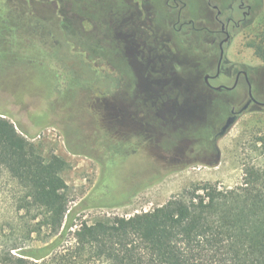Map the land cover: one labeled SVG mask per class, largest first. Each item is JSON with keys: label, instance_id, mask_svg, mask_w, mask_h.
I'll return each mask as SVG.
<instances>
[{"label": "rangeland", "instance_id": "374dc122", "mask_svg": "<svg viewBox=\"0 0 264 264\" xmlns=\"http://www.w3.org/2000/svg\"><path fill=\"white\" fill-rule=\"evenodd\" d=\"M2 1L15 23L12 64L0 66V114L45 157L68 161L66 243L83 221L150 211L197 184L232 188L248 166L264 167V59L251 45L264 38V0L247 2L249 16L224 45L211 79L221 89L205 82L217 71L218 41L181 34L166 0ZM212 3L222 20L241 17L238 0ZM190 8L220 28L207 0ZM240 70L263 103L219 135L249 99L243 76L232 88ZM17 190L0 169V246L16 242L21 252L42 245L47 231L25 233L34 221L16 210Z\"/></svg>", "mask_w": 264, "mask_h": 264}, {"label": "trees", "instance_id": "16d2710c", "mask_svg": "<svg viewBox=\"0 0 264 264\" xmlns=\"http://www.w3.org/2000/svg\"><path fill=\"white\" fill-rule=\"evenodd\" d=\"M236 14L231 16L241 24L230 26V32H237L244 22ZM14 23L6 10H0V66L6 69L12 64L13 33H9ZM201 24L207 26L191 32L211 35L212 25ZM251 45L264 59V38ZM68 167L58 154L45 157L14 122L0 114V169L18 187L16 210L31 214L34 221L25 233L32 238L43 228L47 231L38 247L16 252L21 247L16 242L0 246V264H264L262 166H248L243 181L232 188L197 184L150 211L83 221L66 243L72 227L66 221L69 185L63 173Z\"/></svg>", "mask_w": 264, "mask_h": 264}, {"label": "flooded vegetation", "instance_id": "af4514ba", "mask_svg": "<svg viewBox=\"0 0 264 264\" xmlns=\"http://www.w3.org/2000/svg\"><path fill=\"white\" fill-rule=\"evenodd\" d=\"M210 1H211L210 2L211 5L214 6V8L217 10L215 12V15H214V22L217 19L220 22V25H221L220 28H214V27L211 26V28L209 29L210 32H211V35L210 36L213 38V43H215V42L218 41V46H219V48L221 50V47H224L225 43L231 37L230 26H234V27L235 26H239L241 24V22H240V20H237L234 17H232L231 16L232 14L229 15L226 20H222L220 18L221 14H222V10H221L220 6L218 4H213L212 3V0H210ZM207 3H209L208 0H207ZM166 7H167V10L169 12H171V11L176 12V22H175L174 25H176L177 30L181 34H184V35L186 34V35L190 36V32L192 31V28H194L196 30L197 28H199V29L202 28V26H204V27L207 26V25L201 24L203 22H205L207 24L209 23V24L213 25V23H211V22L208 21V19L210 20V17L209 18H206V19L205 18L193 17V15L191 13V8H190V0H166ZM234 8L235 7H232L231 10H230V12L231 11H234L235 10ZM215 9L212 8V10H215ZM237 9L240 10L241 15H242V18L245 20L249 16V14L251 12V4L245 3V0H238ZM197 21H200V23L197 24ZM227 37H229L228 40L227 41H224L225 38H227ZM221 68H222V64H221ZM221 68L218 71V66H217V71H216V74L215 75L208 74L209 75L208 81L205 79V82L207 83L208 86L217 89L218 86H214V85L211 84V79H214V78L220 76ZM244 72L247 73V71H245V70H240V71L237 72L236 78H235V81H234V85L232 86V88H234L239 83V81L241 79V76H243L245 78V80H246V82L248 84V88H249V83L247 81V77L249 79V76H248V73H247V77H246V75L244 74ZM219 86H223V85H219ZM223 87H225V86H223ZM252 92H253V90H252ZM253 96H254V99H253L251 105L252 104H255V103H263V102H260L259 100H257V98L255 97L254 93H253ZM249 98H250V95H249ZM233 110H235V109L233 108L232 111Z\"/></svg>", "mask_w": 264, "mask_h": 264}, {"label": "water", "instance_id": "95a60500", "mask_svg": "<svg viewBox=\"0 0 264 264\" xmlns=\"http://www.w3.org/2000/svg\"><path fill=\"white\" fill-rule=\"evenodd\" d=\"M228 38H229V37L225 38L224 41H227ZM222 43H223V42H222ZM224 56H225V49H224V47H221L220 54H219L218 65H217V66H218V71H219V69L221 68V64H222V61H223V59H224ZM244 74H245L246 77H247V73L244 72ZM208 78H209V75L207 74V75L205 76V79L208 81ZM247 81H248V83H249V95H250V98L248 99V101H247V102H246V103H245V104H244V105H243L238 111H235V110L232 111V112H233V116L230 117V118L226 121V123H225L224 126H222L221 130H220L219 133H218L219 135H222V134H224V133L226 132V130H227L228 127L234 122V120L236 119V117H237L238 114H240V113L246 111V110L250 107V105H251V103H252V101H253V99H254V96H253V92H252V86H251V83H250L248 77H247ZM222 87H223V86H218L217 89H221Z\"/></svg>", "mask_w": 264, "mask_h": 264}]
</instances>
